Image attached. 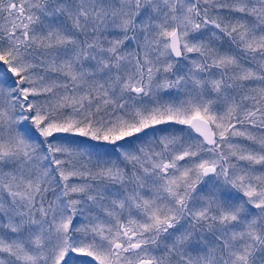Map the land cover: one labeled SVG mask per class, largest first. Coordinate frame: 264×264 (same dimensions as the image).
<instances>
[{
	"label": "snow or ice",
	"instance_id": "6c2138e0",
	"mask_svg": "<svg viewBox=\"0 0 264 264\" xmlns=\"http://www.w3.org/2000/svg\"><path fill=\"white\" fill-rule=\"evenodd\" d=\"M0 264H264V0H0Z\"/></svg>",
	"mask_w": 264,
	"mask_h": 264
}]
</instances>
